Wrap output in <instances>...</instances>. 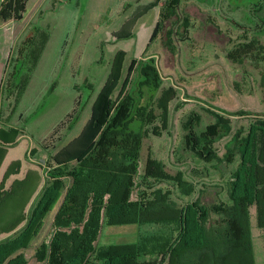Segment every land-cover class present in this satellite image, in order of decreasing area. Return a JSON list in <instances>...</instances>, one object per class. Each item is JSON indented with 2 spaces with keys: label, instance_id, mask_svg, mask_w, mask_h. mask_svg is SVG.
Masks as SVG:
<instances>
[{
  "label": "trees",
  "instance_id": "trees-1",
  "mask_svg": "<svg viewBox=\"0 0 264 264\" xmlns=\"http://www.w3.org/2000/svg\"><path fill=\"white\" fill-rule=\"evenodd\" d=\"M181 2L165 0L161 14L160 32L166 24L164 48L170 51L173 36L178 35L174 29ZM188 23L184 17L182 33L188 31ZM26 32L16 56L10 58L11 71L0 88V120L11 109L7 123L0 128V169L8 150L23 134L13 117L51 39V28L38 22H31ZM246 37L226 57L262 71L264 84V40L254 34ZM136 72L135 87L116 104L105 98L100 116L94 114L95 143L82 150L87 144L83 140L72 157L51 166L46 182L37 167L7 188L10 178L20 174L23 161L8 166L0 182V236L7 235L0 241V264H28L20 252L30 247L60 200L52 222L54 234L36 250L40 264H158L144 261L147 256H159L163 264H257L251 210L255 208L256 224L264 235V117L254 120L247 132L237 130L223 157L216 144L232 134L230 118L207 109L214 121L203 129L202 115L196 112L183 123L184 147L195 158L207 164L238 160L228 182L229 202L216 197L205 203L197 198L179 206L172 200V192L161 188L140 192L134 201L131 197L142 164L143 179L172 182L183 196L195 193V185L185 173H170L147 145L152 135L160 137L169 129L170 103L177 90L163 86L153 58L140 60ZM40 187V197L28 212ZM125 225H156L164 230L133 243L96 246L105 226Z\"/></svg>",
  "mask_w": 264,
  "mask_h": 264
},
{
  "label": "rangeland",
  "instance_id": "rangeland-1",
  "mask_svg": "<svg viewBox=\"0 0 264 264\" xmlns=\"http://www.w3.org/2000/svg\"><path fill=\"white\" fill-rule=\"evenodd\" d=\"M164 4L165 0H0V85L11 71L10 58L16 56L29 24L38 22L51 28V39L13 117V123L24 130L21 143L9 151L2 165L0 182L14 160L24 162L19 178L39 167L46 182L51 166L72 157L83 140L87 144L82 150L94 144L98 129L93 116H100L104 99L119 102L136 85L138 62L153 58L163 86L175 88L177 97L170 103L169 129L160 137L152 135L147 145L170 173L184 172L195 185V193L183 196L172 182L143 179L142 164L131 199L161 188L170 190L179 206L197 198L205 203L216 197L229 202L228 182L238 160L207 164L195 158L184 147L183 123L196 112L202 115L203 129L214 121L207 109L230 118L232 134L216 144L223 157L237 130L247 132L254 120L264 117L262 71L226 57L243 32L251 34L250 27L264 19V0H182L172 51L164 48L166 24L160 32ZM184 17L190 25L186 33L180 29ZM10 110L3 113L5 118ZM5 118L0 127L7 123ZM41 191L42 187L28 212ZM61 201L45 217L30 247L20 252L28 264H40L36 250L42 242H50ZM251 229L256 263L264 264V235L257 227L255 208L251 210ZM162 230L156 225L105 226L96 246L133 243ZM143 260L163 264L159 256Z\"/></svg>",
  "mask_w": 264,
  "mask_h": 264
},
{
  "label": "crops",
  "instance_id": "crops-1",
  "mask_svg": "<svg viewBox=\"0 0 264 264\" xmlns=\"http://www.w3.org/2000/svg\"><path fill=\"white\" fill-rule=\"evenodd\" d=\"M253 12H256V11H253ZM235 22H236V20H234ZM258 22H256L257 24H256V26H254V25H252L251 27H250V32H251V34H248V31H244L243 32V36L244 35H246L247 37L246 38H248L249 36H252L253 34H258L257 36H259V38H261L262 40H264V19H258L257 20ZM238 23V22H237ZM239 24V23H238ZM254 26V27H253ZM243 28V27H242ZM245 33V34H244ZM0 88H1V85H0ZM9 115V114H8ZM1 128V127H0ZM21 143V136L18 138V140H17V143H16V145L14 146V147H12V148H10L9 150H8V153H9V151L10 150H13V149H15V148H17L18 146H19V144ZM8 155V154H7ZM7 157V156H6ZM6 159V158H5ZM5 161V160H4ZM14 161H16V160H14ZM13 162V161H12ZM11 162V163H12ZM4 163V162H3ZM10 163V164H11ZM9 164V165H10ZM23 164H24V162H23ZM8 165V166H9ZM8 166H7V168H8ZM6 168V169H7ZM1 169H2V167H1ZM1 169H0V171H1ZM6 171V170H5ZM5 173V172H4ZM4 173H3V175H4ZM20 175V174H19ZM19 175H16V176H12L11 178H10V180L8 181V183H7V188H9L10 187V185L12 184V182L14 181V180H16V179H22V178H19ZM3 178V177H2ZM13 179V180H12ZM12 180V181H11ZM57 212V211H56ZM7 235H2V236H0V241L2 240V239H4L5 237H6Z\"/></svg>",
  "mask_w": 264,
  "mask_h": 264
}]
</instances>
